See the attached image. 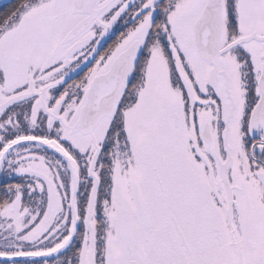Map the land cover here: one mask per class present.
<instances>
[{"label":"snow or ice","instance_id":"6c2138e0","mask_svg":"<svg viewBox=\"0 0 264 264\" xmlns=\"http://www.w3.org/2000/svg\"><path fill=\"white\" fill-rule=\"evenodd\" d=\"M0 264H264V0L0 11Z\"/></svg>","mask_w":264,"mask_h":264},{"label":"trees","instance_id":"16d2710c","mask_svg":"<svg viewBox=\"0 0 264 264\" xmlns=\"http://www.w3.org/2000/svg\"><path fill=\"white\" fill-rule=\"evenodd\" d=\"M13 2H14V0H11V1H9V2L3 4V5L0 7V11H4V10H6V7H7V6H10V4L13 3Z\"/></svg>","mask_w":264,"mask_h":264},{"label":"rangeland","instance_id":"374dc122","mask_svg":"<svg viewBox=\"0 0 264 264\" xmlns=\"http://www.w3.org/2000/svg\"><path fill=\"white\" fill-rule=\"evenodd\" d=\"M8 1H10V0H0V6H1L2 4H4V3L8 2Z\"/></svg>","mask_w":264,"mask_h":264}]
</instances>
